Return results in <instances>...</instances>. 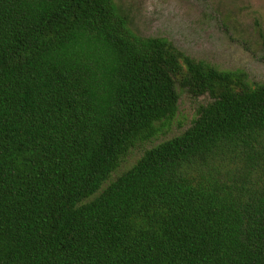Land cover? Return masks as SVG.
<instances>
[{"label":"trees","instance_id":"obj_1","mask_svg":"<svg viewBox=\"0 0 264 264\" xmlns=\"http://www.w3.org/2000/svg\"><path fill=\"white\" fill-rule=\"evenodd\" d=\"M0 264H264V84L115 0H0Z\"/></svg>","mask_w":264,"mask_h":264},{"label":"rangeland","instance_id":"obj_2","mask_svg":"<svg viewBox=\"0 0 264 264\" xmlns=\"http://www.w3.org/2000/svg\"><path fill=\"white\" fill-rule=\"evenodd\" d=\"M146 38H164L179 51L220 71L243 72L250 82L264 84V0H115ZM208 97L182 92L175 118L157 136L132 148L110 177L115 180L143 153L178 136L196 119Z\"/></svg>","mask_w":264,"mask_h":264}]
</instances>
